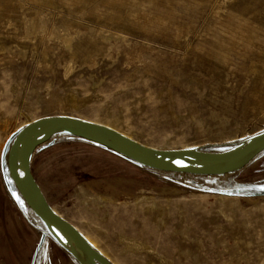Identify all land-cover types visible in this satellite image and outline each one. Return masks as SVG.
Here are the masks:
<instances>
[{
  "label": "rangeland",
  "instance_id": "obj_1",
  "mask_svg": "<svg viewBox=\"0 0 264 264\" xmlns=\"http://www.w3.org/2000/svg\"><path fill=\"white\" fill-rule=\"evenodd\" d=\"M36 2L0 0V264H80L9 179L15 135L38 119L69 116L155 149L238 148L264 131L246 77L250 62L260 64L264 0ZM39 21L45 31L27 36V23ZM30 168L48 204L112 264L264 260V153L237 173L197 177L61 135L35 149Z\"/></svg>",
  "mask_w": 264,
  "mask_h": 264
},
{
  "label": "water",
  "instance_id": "obj_2",
  "mask_svg": "<svg viewBox=\"0 0 264 264\" xmlns=\"http://www.w3.org/2000/svg\"><path fill=\"white\" fill-rule=\"evenodd\" d=\"M61 135H73L107 148L152 170L191 176H223L239 172L264 153V131L227 153L193 149L161 150L136 142L112 128L82 119L58 116L38 119L12 140L6 158L8 177L22 201L45 225L66 237L82 264H112L46 201L30 168L35 149ZM175 161H182L176 164Z\"/></svg>",
  "mask_w": 264,
  "mask_h": 264
},
{
  "label": "bare ground",
  "instance_id": "obj_3",
  "mask_svg": "<svg viewBox=\"0 0 264 264\" xmlns=\"http://www.w3.org/2000/svg\"><path fill=\"white\" fill-rule=\"evenodd\" d=\"M4 1V0H3ZM32 1V0H31ZM38 1H43V0H37V2ZM68 1V0H67ZM116 1H118V0H116ZM136 1V0H135ZM36 2V3H37ZM70 2V1H69ZM71 2H73V1H71ZM75 2H77V1H75ZM105 2V1H104ZM79 3V2H78ZM77 3V4H78ZM84 3H86V2H84ZM83 3V4H84ZM114 3H116V2H114ZM120 3V2H119ZM122 3V2H121ZM139 3H141V2H139ZM48 4V3H47ZM123 4V3H122ZM133 4V3H132ZM72 5V4H71ZM134 5V4H133ZM44 6V5H43ZM115 6V5H114ZM123 6V5H122ZM114 8V7H113ZM117 10V9H116ZM100 13V12H99ZM218 13V12H217ZM116 14V13H115ZM144 16V15H143ZM142 16V17H143ZM263 16V15H262ZM261 16V17H262ZM139 17V16H138ZM39 19V18H38ZM115 19V18H114ZM117 19V18H116ZM145 19V18H144ZM236 19V18H235ZM117 20H119V19H117ZM137 20V19H136ZM142 20V19H141ZM31 21V20H30ZM33 21V20H32ZM143 21V20H142ZM164 21V20H163ZM238 21V20H237ZM42 22V21H41ZM116 22V21H115ZM118 22V21H117ZM122 22V21H121ZM133 22V21H132ZM138 22H140V21H138ZM137 22V23H138ZM145 22V21H144ZM143 22V23H144ZM170 22V21H169ZM119 23V22H118ZM141 23V22H140ZM243 23V22H242ZM66 24V23H65ZM67 24H69V23H67ZM246 24V23H245ZM115 25V24H114ZM124 25V24H123ZM136 25V24H135ZM138 25V24H137ZM26 26V25H25ZM69 26V25H68ZM67 26V27H68ZM119 26H120V24H119ZM262 26H263V24H262ZM262 26H261V28H262ZM66 27V26H65ZM244 28V27H243ZM66 29V28H65ZM68 29V28H67ZM238 29V28H237ZM240 29V28H239ZM245 30H246V28H244ZM252 29H253V27H252ZM254 29H255V27H254ZM45 31V26H44V24H42V23H40V21H39V24L37 25V23H35V22H29V23H27V26H26V29H25V32H26V34H27V36L28 35H30V34H34L36 31V33H38V31ZM236 30V29H235ZM234 30V31H235ZM248 30V29H247ZM259 30V29H258ZM261 30V29H260ZM67 31V30H66ZM233 31V32H234ZM244 30H242L241 32H243ZM262 32H264L263 30H261ZM257 32V31H256ZM255 32V33H256ZM259 32V31H258ZM42 33V32H41ZM48 33V36H50V37H58V36H60L59 35V33H58V31H50V32H47ZM246 33V32H245ZM252 33H254V32H252ZM261 33V32H260ZM40 34V33H39ZM70 34V33H69ZM69 34H63V35H61V37H62V40H60V41H63V44L67 47V48H69V50H71L72 49V52L71 53H73V54H75V55H77V54H80L81 53V48H79V47H77L78 46V43H77V46H76V44L75 45H72V42H73V38L71 37V35H69ZM251 34V33H250ZM35 35V34H34ZM233 35V34H232ZM242 36V35H241ZM246 36V35H245ZM253 36V35H252ZM257 36V35H256ZM260 36V35H259ZM49 37V38H50ZM105 35H103V36H101V38L102 39H105ZM238 36L236 35V38H237ZM46 38V37H45ZM84 38V37H83ZM89 38V37H88ZM94 38V37H93ZM239 38V37H238ZM242 38V37H241ZM251 38V37H250ZM90 39H92V38H90ZM243 39V38H242ZM253 39H255V38H253ZM30 40V39H29ZM81 40V39H80ZM85 40V39H84ZM87 40V39H86ZM86 40H85V42H86ZM98 40V39H97ZM238 40V39H237ZM75 41H78V38H77V40H75ZM249 41V40H248ZM39 42V41H38ZM80 42H82V41H80ZM100 42V41H99ZM98 42V43H99ZM102 43H103V41H101ZM106 42V41H105ZM247 42V41H246ZM249 42H251V41H249ZM259 42V41H258ZM91 43H93L94 44V42H92L91 41ZM95 43H96V40H95ZM98 43H96V44H94L95 45V48H97L98 47ZM82 44H83V42H82ZM88 44H90L89 42H88ZM88 44H86L85 43V45H86V47H87V45ZM101 44V43H100ZM251 44V43H250ZM262 44V43H261ZM246 45H248V44H246ZM252 45V44H251ZM74 46H76L75 48H74ZM93 46V45H92ZM81 47V46H80ZM83 47V46H82ZM89 47H90V45H89ZM89 47H87V48H89ZM94 47V46H93ZM246 47H248V46H246ZM249 47H251L252 48V46H249ZM91 48V47H90ZM100 48H103V46H101ZM256 47H253V49H255ZM83 49V48H82ZM99 49V48H98ZM250 49V48H249ZM257 49V51H255V50H253V51H255L256 52V57L257 58H259L258 60H260L259 62H260V64H256V63H258L257 61H252V62H250V64H249V67L247 68V70H246V77H249V80H252V91H253V93H252V97H253V100H251V101H255V104L258 106V108H259V110L261 111V113L264 115V46H262V47H258V48H256ZM88 50V49H87ZM90 50V49H89ZM84 51H85V48H84ZM92 51V50H91ZM98 51H100V50H98ZM249 51V50H248ZM82 52H83V50H82ZM94 52H95V50H94ZM90 53V52H89ZM96 53V52H95ZM250 53V52H249ZM252 53V52H251ZM91 54V53H90ZM45 55V54H44ZM43 54H42V56H44ZM72 55V54H71ZM81 55V54H80ZM220 55V54H219ZM78 56V55H77ZM83 56V55H82ZM86 56V55H85ZM84 56V57H85ZM88 56V55H87ZM91 56V55H90ZM252 56V55H251ZM81 57V56H80ZM220 57H222V56H220ZM225 57V56H224ZM88 58H89V56H88ZM91 58V57H90ZM225 59V58H224ZM248 59V58H247ZM246 59V60H247ZM250 59V58H249ZM252 59V58H251ZM218 61V60H217ZM222 62V61H221ZM247 62H248V60H247ZM219 63V62H218ZM248 64V63H247ZM70 70V69H69ZM248 82V81H247ZM251 82V81H250ZM227 83V82H226ZM247 94V93H246ZM247 98H249V97H247ZM248 102H250V101H248ZM252 104V103H251ZM254 104V105H255ZM254 108V107H253ZM256 109V108H255ZM95 123V122H94ZM100 124V123H99ZM102 125H104V126H107V127H109V128H112L113 130H115V131H117V132H119L118 130H116V128H114V127H112V126H108V125H105V124H102ZM119 133H121V132H119ZM175 163L176 164H181L182 163V161H175ZM182 175H186V174H182ZM227 175H229V174H227ZM189 176H191V175H189ZM224 176V175H223ZM207 177V176H206ZM191 178H193V177H191ZM91 191V190H90ZM222 197V196H221ZM95 200V199H94ZM52 210L57 214V212H56V210L54 209V208H52ZM34 215V214H33ZM58 215H59V213H58ZM34 217L36 218V219H38L39 221H40V223L42 224V226H43V228H45L49 233H50V235L55 239V241H57L59 244H61L70 254H72L73 255V257L74 258H76L77 259V261L80 263V264H82L81 263V261H80V259H79V257H78V255H77V253H76V250H75V248H74V246L71 244V242L66 238V237H64L62 234H60L59 232H57L56 230H54L53 228H51V227H49V226H47V225H45L38 217H36L35 215H34ZM74 226V225H73ZM77 230L79 229L78 227H76V226H74ZM79 232H80V229L78 230ZM82 235H83V233L82 232H80ZM84 236V238L87 240L88 238L85 236V235H83ZM88 241V240H87ZM89 243V242H88ZM90 244V243H89ZM91 245V244H90ZM93 247V246H92ZM95 247V246H94ZM98 249V248H97ZM101 252V251H100ZM260 264H264V260L260 263Z\"/></svg>",
  "mask_w": 264,
  "mask_h": 264
},
{
  "label": "crops",
  "instance_id": "obj_4",
  "mask_svg": "<svg viewBox=\"0 0 264 264\" xmlns=\"http://www.w3.org/2000/svg\"><path fill=\"white\" fill-rule=\"evenodd\" d=\"M244 169V168H243ZM237 173V172H236ZM234 174V173H233ZM231 175V174H229ZM197 177H206V176H197ZM208 177H215V176H208ZM218 177H221V176H218Z\"/></svg>",
  "mask_w": 264,
  "mask_h": 264
},
{
  "label": "snow or ice",
  "instance_id": "obj_5",
  "mask_svg": "<svg viewBox=\"0 0 264 264\" xmlns=\"http://www.w3.org/2000/svg\"><path fill=\"white\" fill-rule=\"evenodd\" d=\"M17 199H19V198L17 197Z\"/></svg>",
  "mask_w": 264,
  "mask_h": 264
}]
</instances>
